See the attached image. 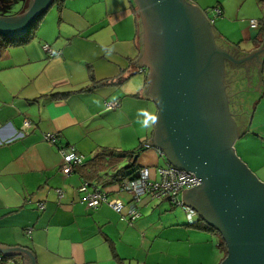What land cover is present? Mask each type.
Returning a JSON list of instances; mask_svg holds the SVG:
<instances>
[{
    "label": "crops",
    "instance_id": "crops-1",
    "mask_svg": "<svg viewBox=\"0 0 264 264\" xmlns=\"http://www.w3.org/2000/svg\"><path fill=\"white\" fill-rule=\"evenodd\" d=\"M187 1L213 20L218 43L235 59L262 46L254 48L264 18L263 0H215L209 13ZM214 7L221 10L215 18ZM137 13L133 0H60V7L54 4L46 11L32 40L6 49L0 57V244L30 250L35 264L222 261L219 236L192 226L185 211L168 198L141 196L136 203L140 215L129 222L124 216L131 199L118 189V182H102L108 178L106 167L99 169L102 181L88 179L95 157L139 146V168L165 164L158 149L146 144L155 124L142 125L143 112L157 115V106L147 71L136 64L143 49ZM250 20H257L258 26L252 28ZM256 56L262 61L260 91L255 89V57L234 67L226 91L240 104V132L246 131L236 141L245 136L255 146L251 151L242 148L244 163L264 182V56L262 51ZM86 87L91 89L82 91ZM108 103L118 106L108 108ZM25 121L29 126L24 127ZM48 132L60 134L55 145L44 141ZM59 146H72L83 156L67 175L61 171ZM88 180L121 200L122 211L105 203L87 208L78 188ZM0 256V263L6 264L29 260L21 252Z\"/></svg>",
    "mask_w": 264,
    "mask_h": 264
},
{
    "label": "water",
    "instance_id": "water-1",
    "mask_svg": "<svg viewBox=\"0 0 264 264\" xmlns=\"http://www.w3.org/2000/svg\"><path fill=\"white\" fill-rule=\"evenodd\" d=\"M133 1L143 39L136 64L147 71L158 117L146 144L161 151L171 165L200 180L182 191V201L220 233L226 256L219 264H264V182L233 149L241 133L224 83L226 62L244 66L241 60L255 57L259 62L255 89H259L262 61L256 54L262 51L264 56V40L259 50L235 59L216 43L210 22L189 1ZM53 2L30 0L19 14L0 16V35L14 38L25 34ZM0 252L24 253L29 258L24 264H35V255L26 248L0 244Z\"/></svg>",
    "mask_w": 264,
    "mask_h": 264
},
{
    "label": "built area",
    "instance_id": "built-area-1",
    "mask_svg": "<svg viewBox=\"0 0 264 264\" xmlns=\"http://www.w3.org/2000/svg\"><path fill=\"white\" fill-rule=\"evenodd\" d=\"M220 15L221 10L218 7L213 8V18ZM212 21L210 22L212 23ZM250 26L256 28L258 21L250 20ZM43 49L50 55L54 54L47 45H44ZM117 106L116 103H108V108H115ZM27 126H29V122L25 121L24 127ZM23 134L20 133V136H23ZM59 137L60 134L58 132H48L43 135L44 141L49 145H55ZM58 152L61 158V171L63 174L67 175L71 173L76 166L82 163L83 156L78 154L72 146H59ZM158 153L163 156L161 151L158 150ZM155 169L156 178L151 177L149 168L141 167L136 172L135 177L125 178L118 182V189L128 194L131 199L127 214L124 217L129 222H133V220L138 218L140 213L136 207V203L141 196L149 195L150 197L168 198L173 205L181 207L185 211L190 219V223L194 222L192 217L196 213L183 203L181 194L184 189H189L199 184L200 180L192 172L179 169L168 163L157 166ZM78 191L82 194V201L87 208L95 209L103 203L118 213L124 208V203L121 200L110 198L105 190L98 188L90 182H83ZM58 195L61 197L62 193L58 191ZM42 207L43 205H40V208Z\"/></svg>",
    "mask_w": 264,
    "mask_h": 264
},
{
    "label": "trees",
    "instance_id": "trees-1",
    "mask_svg": "<svg viewBox=\"0 0 264 264\" xmlns=\"http://www.w3.org/2000/svg\"><path fill=\"white\" fill-rule=\"evenodd\" d=\"M262 2H264V0ZM54 4H57L60 7V0H54L52 5H54ZM45 14H46V11L38 19H36L30 25V27L25 32V34H23L21 36L14 37V38H8V37L0 35V57L6 49L13 47V46L24 45V44L28 43L30 40H32L35 37L36 30L39 26V23ZM139 22H140V19H139ZM140 25H141V23H140ZM259 26H260V31H259L258 36L256 38V44H255L254 48L260 47L262 42H263V39H264V18L261 20V22H259ZM92 80H93V78H92ZM108 83H109V81H108ZM95 84L96 83L94 82V83H92L91 86L94 87V86H96ZM90 89H91V87L90 88L86 87V88H83L82 91H87ZM64 94L66 95L67 93H64ZM245 133H246V131L243 132V134H245ZM243 134H240V135H243ZM142 149H143V147L139 146L138 148H136L133 151H123V152H116V153L111 152V153H108V156H106V157H100V158H97L98 156L95 157L91 162L92 164L90 166V172L88 175V179L96 178V180L102 181L101 175L99 176V171L101 169H103L104 167H106V171H108V175H107L108 178L106 180L102 181L105 184L106 183H108V184L115 183V182H119L120 180L125 179V178L135 177L136 172L138 171L139 167L136 165V160L134 158L136 155H138L139 151H141ZM165 163L170 164L169 162H167V160H165ZM78 166H80V165H78ZM78 166H76L75 169ZM191 225L195 226V227L201 226L203 229L208 230L212 233H215L219 236V239H220L219 246L224 253L223 258H222V260H223L226 256V245H225L224 241L222 240L220 233L217 230H215L212 226L203 222L198 217H197V220L195 222L191 223ZM0 259H2V256H0Z\"/></svg>",
    "mask_w": 264,
    "mask_h": 264
},
{
    "label": "rangeland",
    "instance_id": "rangeland-1",
    "mask_svg": "<svg viewBox=\"0 0 264 264\" xmlns=\"http://www.w3.org/2000/svg\"><path fill=\"white\" fill-rule=\"evenodd\" d=\"M25 1L26 0H0V16L1 17H9V16L19 14L21 12V9H23V7L25 6V4H24ZM193 2L197 3L199 6H201V8H203L205 10H208L209 7H212L213 5H215V0H193ZM230 2L233 3V0ZM234 4H236V2H234ZM209 12H210V10H208L207 13H209ZM214 37H215V39H217L215 34H214ZM248 138H251V135ZM239 140H242V141H239ZM239 140L234 142L233 149H234L236 155L240 159H242V161L244 162L243 152H245V151L243 149H246V150L251 149L252 150V149H255L254 148L255 146H254V144H252V142L250 143V141L247 140V138L245 136H244V138H240ZM262 156L264 157L263 154H262ZM149 169H150L151 177L154 178L156 169L155 168H149ZM256 175L258 176V174H256ZM258 178L260 180H262L259 176H258ZM6 263L7 262L0 263V264H6Z\"/></svg>",
    "mask_w": 264,
    "mask_h": 264
},
{
    "label": "flooded vegetation",
    "instance_id": "flooded-vegetation-1",
    "mask_svg": "<svg viewBox=\"0 0 264 264\" xmlns=\"http://www.w3.org/2000/svg\"><path fill=\"white\" fill-rule=\"evenodd\" d=\"M216 43L221 46L220 43H218L217 39H215ZM222 47V46H221ZM234 64L230 63V62H226L225 63V72H224V83L226 85V89L228 88V86L230 85V81H231V75L233 74L234 71ZM228 100H229V107H230V111L233 114V117L237 123L238 129L239 131H241V121H240V113L236 110H240V104L239 103H235L233 97L231 95H228ZM236 104H238L239 106L236 107Z\"/></svg>",
    "mask_w": 264,
    "mask_h": 264
},
{
    "label": "clouds",
    "instance_id": "clouds-1",
    "mask_svg": "<svg viewBox=\"0 0 264 264\" xmlns=\"http://www.w3.org/2000/svg\"><path fill=\"white\" fill-rule=\"evenodd\" d=\"M143 116H144V119L142 121V125L144 127H146V128H150L153 124H155V123L158 122V117L156 115H154V114H150V113H148V112L145 111V112H143ZM195 216H197V215L195 214Z\"/></svg>",
    "mask_w": 264,
    "mask_h": 264
}]
</instances>
